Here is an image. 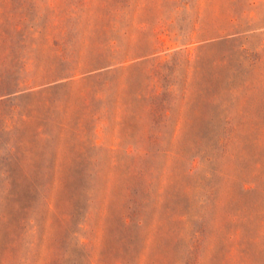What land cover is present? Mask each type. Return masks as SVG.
<instances>
[{
    "label": "rangeland",
    "instance_id": "374dc122",
    "mask_svg": "<svg viewBox=\"0 0 264 264\" xmlns=\"http://www.w3.org/2000/svg\"><path fill=\"white\" fill-rule=\"evenodd\" d=\"M0 264H264V0H0Z\"/></svg>",
    "mask_w": 264,
    "mask_h": 264
}]
</instances>
